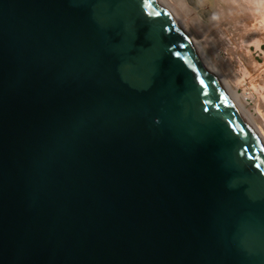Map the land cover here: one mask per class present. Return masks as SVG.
<instances>
[{
  "label": "water",
  "instance_id": "1",
  "mask_svg": "<svg viewBox=\"0 0 264 264\" xmlns=\"http://www.w3.org/2000/svg\"><path fill=\"white\" fill-rule=\"evenodd\" d=\"M0 264H264V146L158 0H0Z\"/></svg>",
  "mask_w": 264,
  "mask_h": 264
},
{
  "label": "rangeland",
  "instance_id": "2",
  "mask_svg": "<svg viewBox=\"0 0 264 264\" xmlns=\"http://www.w3.org/2000/svg\"><path fill=\"white\" fill-rule=\"evenodd\" d=\"M163 1L264 139V0Z\"/></svg>",
  "mask_w": 264,
  "mask_h": 264
},
{
  "label": "bare ground",
  "instance_id": "3",
  "mask_svg": "<svg viewBox=\"0 0 264 264\" xmlns=\"http://www.w3.org/2000/svg\"><path fill=\"white\" fill-rule=\"evenodd\" d=\"M158 2L163 6V8L166 10V12L171 16V18L175 21V23H177L185 32L186 30L183 28V24H181L180 19L178 18V16L171 10V8L166 5L163 0H158ZM179 6L181 7V9H183L185 12H188L187 7L185 2H183L182 0H178ZM177 4V3H176ZM182 10V11H183ZM181 12V11H180ZM184 12V13H185ZM187 14V13H186ZM184 17V16H183ZM196 21V20H195ZM200 25V24H199ZM187 33V32H186ZM188 35V34H187ZM189 41L191 46L193 47L196 56L198 58V60L202 63V65L207 68L209 71H211L212 73H214V75L217 77V81L222 85V87L225 89L227 95L230 98V101L236 106V108L241 112V114L243 115L245 122L247 124L248 127V131L257 139L260 141V143L264 146V139L263 137L258 133L257 128L254 126L253 122H251L247 116L245 115V110H243V108L241 107L240 103H239V95L236 94L235 92H229L228 88L229 86H225L224 82L222 81L223 79H221V77L219 78L214 70L211 68L207 58L205 57V55L201 52L199 46H198V42H195L194 39H192L189 35H188ZM198 43V44H197ZM213 66V65H212ZM227 85V84H226ZM230 88V87H229ZM231 91V90H230ZM250 96V95H249ZM244 98V97H243ZM246 99V98H245ZM249 117V116H248Z\"/></svg>",
  "mask_w": 264,
  "mask_h": 264
}]
</instances>
